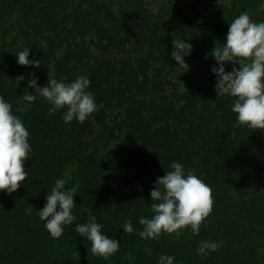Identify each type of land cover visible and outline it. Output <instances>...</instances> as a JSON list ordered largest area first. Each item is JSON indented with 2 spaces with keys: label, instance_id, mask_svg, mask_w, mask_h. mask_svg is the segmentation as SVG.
<instances>
[{
  "label": "trees",
  "instance_id": "1",
  "mask_svg": "<svg viewBox=\"0 0 264 264\" xmlns=\"http://www.w3.org/2000/svg\"><path fill=\"white\" fill-rule=\"evenodd\" d=\"M126 2L117 9L109 0H0V96L32 147L27 179L11 195L0 192V264H159L162 254L174 264H264V130L239 125L236 98L218 96L214 57L185 56L190 68L182 73L163 58L160 16L144 1ZM25 48L39 68L17 63ZM234 66L225 62L226 71ZM32 73L40 87L49 74L65 83L88 77L96 111L84 123H65L67 109L50 114L43 97L28 106L22 95L36 94ZM173 161L211 187L213 211L198 235L186 228L178 238L143 239L139 219L152 218L150 193ZM57 179L79 189L77 219L53 239L37 212ZM83 208L120 241L107 260L92 256L75 231L89 218ZM129 219L131 234L123 228ZM209 241L221 247L201 258L197 249Z\"/></svg>",
  "mask_w": 264,
  "mask_h": 264
},
{
  "label": "clouds",
  "instance_id": "2",
  "mask_svg": "<svg viewBox=\"0 0 264 264\" xmlns=\"http://www.w3.org/2000/svg\"><path fill=\"white\" fill-rule=\"evenodd\" d=\"M173 45L172 58L183 69L182 73L188 71L190 66L185 62V56L191 55L192 44L184 39H174ZM46 47L47 44L42 42V48ZM16 54L19 65L41 66V60L29 59V48ZM208 56L217 61L218 66L213 67L212 71L217 76L215 87L218 96L230 95L236 98L232 111L238 114V124L264 130V22H253L247 12L241 13L230 22L226 43L221 46L216 43ZM225 62H233L239 67L234 66L232 71H226ZM31 75L34 78L29 80L28 88L34 87L36 94L26 89L22 95L28 106L37 96L43 97L52 105L50 114L67 109L63 115L65 123L73 119L84 123L96 111L95 97L87 91L91 83L88 77L82 75L73 82L65 83L49 74L47 85L40 87L37 84L39 78L35 73ZM29 135L23 121L13 114L12 105L0 96V192L11 195L27 179L25 161L32 153ZM170 167L173 170L159 177L156 187L150 193L153 200L150 206L152 218L139 219L143 227L138 235L143 239L159 240L162 234L173 233L178 238L186 228H190L194 236L198 235L213 211L211 187L192 170L186 173L179 162L173 161ZM66 182L65 179L55 181V186L46 197L45 207L37 212L39 218L45 221V227L53 239L62 237L65 226L77 219L73 210L79 182L69 189L65 188ZM32 210L30 206L25 211L30 214ZM85 212L89 217L87 222L77 224L75 231L90 242L92 256L107 260L119 251L120 241L102 233L103 225L97 222L91 209H81V214ZM123 228L126 233H133L131 219L125 221ZM220 247L219 242H201L197 252L204 258ZM146 250L151 252L150 248ZM159 264H174V257L162 254Z\"/></svg>",
  "mask_w": 264,
  "mask_h": 264
},
{
  "label": "rangeland",
  "instance_id": "3",
  "mask_svg": "<svg viewBox=\"0 0 264 264\" xmlns=\"http://www.w3.org/2000/svg\"><path fill=\"white\" fill-rule=\"evenodd\" d=\"M144 1L160 16L157 30L164 38L166 54L163 58H172L173 40L184 39L192 44L191 55L198 58L208 56L211 50L226 43L230 22L241 13L247 12L253 22H264V0H134ZM114 8H126V0H109ZM159 18V17H158ZM201 54L199 56L198 54ZM168 54V55H167ZM200 74L191 76L193 85Z\"/></svg>",
  "mask_w": 264,
  "mask_h": 264
}]
</instances>
